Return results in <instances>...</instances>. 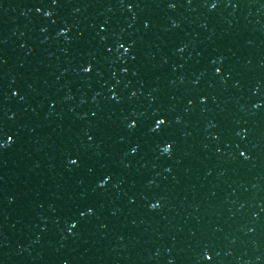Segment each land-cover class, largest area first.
<instances>
[{
    "label": "water",
    "instance_id": "95a60500",
    "mask_svg": "<svg viewBox=\"0 0 264 264\" xmlns=\"http://www.w3.org/2000/svg\"><path fill=\"white\" fill-rule=\"evenodd\" d=\"M9 136L0 264H264V0H0Z\"/></svg>",
    "mask_w": 264,
    "mask_h": 264
},
{
    "label": "snow or ice",
    "instance_id": "6c2138e0",
    "mask_svg": "<svg viewBox=\"0 0 264 264\" xmlns=\"http://www.w3.org/2000/svg\"><path fill=\"white\" fill-rule=\"evenodd\" d=\"M53 2L55 3V0H53ZM169 6H170V7H175V4H170ZM212 7L215 8V7H216V4L213 3V4H212ZM120 47L123 48L124 45L121 44ZM125 51H128V49H125ZM84 71H85V72H89V71H91V68H90V67H85V68H84ZM216 71L219 72L220 69H216ZM113 98H115V97H113ZM165 123H166V118H159V119H157V120L155 121V127L152 129V131H158V130H160V129H161V126L164 125ZM128 127H129V128H133V127H135V122L130 123V124L128 125ZM12 140H13V138H12L11 136H9V137H8V140H7L6 142H0V148H3V147L5 146L6 143H10V142H12ZM170 148H171V145H166L165 147H163V149H162L163 153H168V152L170 151ZM136 150H137L136 148H133V149H132V152L134 153ZM241 155H243V153H241ZM70 162H71L73 165H75V164L77 163V160H76V159H73V160H71ZM107 179H110V177H105V180H104V181H101V186H103V184L107 181ZM151 207H152L153 209H155V208L158 207V204H155V203H154V204L151 205ZM89 211H91V209H89ZM83 215H84V213H81V216H83ZM75 227H76V224L73 223V224L71 225V229H74ZM71 229H70V230H71ZM205 258H206L207 260H209V261L212 259L211 256H208V255H207V253H205Z\"/></svg>",
    "mask_w": 264,
    "mask_h": 264
}]
</instances>
